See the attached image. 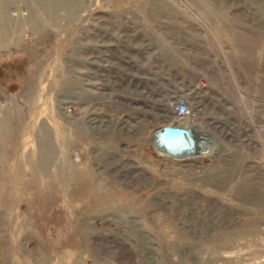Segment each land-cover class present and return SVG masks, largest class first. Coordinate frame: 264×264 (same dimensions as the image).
Returning a JSON list of instances; mask_svg holds the SVG:
<instances>
[{"label":"rangeland","instance_id":"rangeland-1","mask_svg":"<svg viewBox=\"0 0 264 264\" xmlns=\"http://www.w3.org/2000/svg\"><path fill=\"white\" fill-rule=\"evenodd\" d=\"M0 264H264V0H0Z\"/></svg>","mask_w":264,"mask_h":264},{"label":"water","instance_id":"water-1","mask_svg":"<svg viewBox=\"0 0 264 264\" xmlns=\"http://www.w3.org/2000/svg\"><path fill=\"white\" fill-rule=\"evenodd\" d=\"M185 135L183 134V130L180 126L166 125L158 132V143L161 147L179 153L185 150V148H188ZM190 141L193 143L192 140Z\"/></svg>","mask_w":264,"mask_h":264},{"label":"bare ground","instance_id":"bare-ground-1","mask_svg":"<svg viewBox=\"0 0 264 264\" xmlns=\"http://www.w3.org/2000/svg\"><path fill=\"white\" fill-rule=\"evenodd\" d=\"M183 121H185L186 123H188V121L187 120H183ZM162 128V127H161ZM161 128H159L157 131H156V133H155V140H156V146H157V148L159 149V150H161V152L166 156H170V157H177V158H179V157H183V156H189V155H196V149H197V147L201 144V142H200V140L199 139H197L196 137H195V135L193 134V132H192V135H189L190 133H188V132H186V129H188V128H185V129H183L182 128V130H183V134L185 135V134H187V135H189V137L191 138L192 137V139L194 140V149H193V147H191V149H193V150H191V151H189L188 152V150H185L184 152H182V153H176L175 151H172V150H169V149H166V148H164V147H161L160 145H159V143H158V132H159V130L161 129ZM186 147V146H185ZM186 149V148H185ZM203 149V148H202ZM199 156H201V154H199ZM187 158V157H186Z\"/></svg>","mask_w":264,"mask_h":264},{"label":"built area","instance_id":"built-area-1","mask_svg":"<svg viewBox=\"0 0 264 264\" xmlns=\"http://www.w3.org/2000/svg\"><path fill=\"white\" fill-rule=\"evenodd\" d=\"M174 112H175L176 116L180 117L183 120H187L188 121V119L190 117V114H191V108L189 106L188 101L185 100V99L179 101L175 105ZM189 135H192V134H189ZM189 135H187V134L185 135L186 141L188 143V148L185 149V150H188V152L194 149V144H195L194 140L192 139V137L190 138ZM190 140H192L193 143H191ZM191 147H193V149H191ZM185 150H183L182 152H184ZM182 152H179V153H182Z\"/></svg>","mask_w":264,"mask_h":264}]
</instances>
